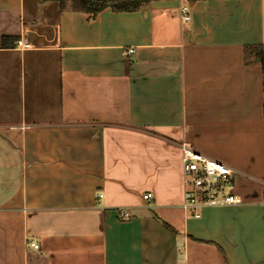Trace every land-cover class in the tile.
<instances>
[{"label":"crops","instance_id":"1","mask_svg":"<svg viewBox=\"0 0 264 264\" xmlns=\"http://www.w3.org/2000/svg\"><path fill=\"white\" fill-rule=\"evenodd\" d=\"M258 44L264 0H0V264H264ZM183 144L231 165L243 204L189 215Z\"/></svg>","mask_w":264,"mask_h":264},{"label":"built area","instance_id":"2","mask_svg":"<svg viewBox=\"0 0 264 264\" xmlns=\"http://www.w3.org/2000/svg\"><path fill=\"white\" fill-rule=\"evenodd\" d=\"M181 18L184 23L191 21L189 5L180 7ZM17 46L21 49H30L32 44L20 39ZM133 48L128 50L129 54ZM183 184L184 199L183 209L191 216L200 218L204 208H224L243 204V199L234 193L236 170L229 164L214 158H210L195 151L190 145L183 144ZM103 195L99 194V198ZM146 200L152 199V194L144 196ZM122 220L131 216L128 212L120 214ZM35 249L40 246L35 242H29Z\"/></svg>","mask_w":264,"mask_h":264},{"label":"trees","instance_id":"3","mask_svg":"<svg viewBox=\"0 0 264 264\" xmlns=\"http://www.w3.org/2000/svg\"><path fill=\"white\" fill-rule=\"evenodd\" d=\"M41 3L57 2L61 10L89 13L93 16L106 8L115 11H136L145 7L152 0H39ZM246 64L264 65V44L248 46L245 49Z\"/></svg>","mask_w":264,"mask_h":264}]
</instances>
